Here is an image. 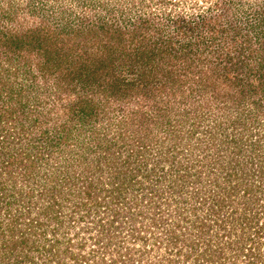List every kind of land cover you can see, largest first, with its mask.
<instances>
[{
  "label": "rangeland",
  "instance_id": "rangeland-1",
  "mask_svg": "<svg viewBox=\"0 0 264 264\" xmlns=\"http://www.w3.org/2000/svg\"><path fill=\"white\" fill-rule=\"evenodd\" d=\"M204 16L207 22L206 29H203L202 34L208 35V28L213 25L210 18L213 17V19H216L213 26H216V30L220 31L221 27L223 35L228 37L223 38V36L208 47L214 49L215 54H221L218 58L214 56L215 61L218 62V59H220L221 67L209 66L205 63V60L204 62L199 59L195 60L196 71H194V66L191 65L187 76H184L187 83L182 82V89L180 88L177 92V98L174 101L171 96L173 105L178 107L174 110L177 111L176 114L169 112V109L173 110V107H168L170 103L157 101L161 95L166 96L162 90V93L150 99L149 102L143 101L145 99L143 94H139L131 100L126 99L123 104L125 112L121 111V116L118 118L125 121L126 117L133 114L138 116L140 115L139 112H143L145 114L144 124L140 126L142 129L134 130L130 124L131 121H125L124 127L128 128L123 129L126 131V135L121 138V141L126 142L127 146L132 148L144 144L149 150L150 156L155 159L163 157L162 165L166 168L170 167L171 162L175 164L177 161L187 158L189 160L188 153L185 151L179 153L186 141V135L185 138L181 137L183 132L190 130L195 133L189 138L191 143L203 140L208 144H218L227 161L233 157L239 162L240 170L232 180V185L235 186V203L229 205L227 209H221L218 214L210 211L214 195L212 192L215 190L214 182L210 180L214 178V173L209 175V180L206 176H203L204 183L200 182L199 185H195V179L192 180L188 190L193 192V190H196L194 186H197L199 191L197 196H200V199L195 195L184 193L182 196L185 195L188 198L182 204L186 212L181 214L180 217L168 211L167 208H165L166 212H163L160 206L159 208L153 206L150 208L154 193L152 192L153 195L149 194L147 191L151 189L148 187L145 190L144 186L151 184L147 179H141L145 184L131 186L117 198L118 202L112 204L115 212L95 205L92 208L79 205L78 208H75L74 194L70 191L71 188L67 187V189L63 188V195L66 197L68 194V199L65 198L62 204H58V202V206H54L61 214L63 222L46 225L47 217L51 213L44 215L43 207L44 204L51 202L48 196L51 194V190L41 191V189L43 187L50 189L55 181L58 184H63L64 180L60 182V179L71 174L72 177L69 179L68 184L70 182L75 183L76 186L73 189L77 194L79 190L84 189V187H81L84 184L81 181L84 180L87 173L85 170L87 162L82 159V155H78V147L73 146L75 151H70V145L67 144L69 140L67 139L64 143V141H58L56 137V130L57 134L61 135L59 132L62 129L60 124L64 123L65 117L68 118V114L64 112V117L63 110L59 108V105L62 104L61 100L57 99L55 93H51L49 98H52L51 101L54 99L57 102L55 106L58 107L53 108L48 116L41 115L42 122L40 126L45 133L41 136L38 133L30 134L33 135L36 141L38 140L37 143L42 144V147L36 149V151H40L42 154L44 144L54 148V151L50 155L51 157H46L47 159L44 158L40 162L41 168L35 176L36 181L30 179L25 183V181L20 180L21 185H18V187L23 188V190L28 189L32 194L25 195L22 198L20 203L22 209L20 211L14 210L17 213L29 209L30 218L39 215L45 222L43 229L47 230L46 236L50 241L42 242L38 246V250L30 251L34 255V261L26 260L24 262V257L22 260L15 258L17 252L12 256L7 255L8 246L2 242V237H0V264H34V262H37L36 264H57L58 258L50 257L52 252H61V256H65L63 264H75V262L77 264H125V262L127 264H202L204 256L206 257L209 253L205 245L210 246L212 250H218V247L226 250L224 255L227 252V258L221 259L218 264H230L229 262L237 259L246 263V259L237 255L238 250H236V256H234L228 252L229 248H225V239L221 236L224 229L222 225L215 224L213 220L208 221L211 226L207 225L209 229L200 233V225L198 224L199 219L209 211L210 215L213 213L212 218H215V216L218 218L219 214L222 215L226 212L227 218H225L223 224L225 221L229 224H227L225 230H228L230 225L233 226V229H229L232 231V236L229 239H234L237 235L236 231H239V227H234L241 224V216L251 217V223L248 227L255 229L262 226L264 229V0H0V35L3 34L7 38L8 35L17 36L20 34L23 45L26 47L29 41L27 35H32L31 30L35 28L39 32H44L48 39L50 38L45 48L41 49L34 46L32 50L26 51L29 52V55L25 57L24 61L19 56L21 64L30 59L34 62L39 60L38 58L42 59V57H45L42 50L45 49H47V54L50 56H55L54 54L57 51L63 52L65 49L63 47L80 48L87 46L89 52H96L93 50L96 47L94 45L95 37L103 27L106 28L110 24L112 25L111 28H106L105 32L107 30L112 31V28L117 27L121 29L123 35L133 33V39L131 41L125 39L123 43L131 44L132 42L135 45L141 35L151 33L152 27L148 26L152 23L157 24L159 28H164V31L163 29L160 30L163 35H167V33H170L169 31L174 28L177 29L180 26L179 24H184L186 28L187 24L191 25L192 21H200ZM87 28L91 29V33L84 31ZM76 31L78 32L77 35L75 34ZM187 31L191 32L190 35L185 31L182 35L177 33L179 38L177 36L175 38L181 42L194 40L190 36H193L197 31ZM23 35L26 37H23ZM117 44L120 45L121 43ZM72 48L69 53L72 52ZM3 49L4 47L0 48V50ZM105 51H110V49ZM24 53L25 50L23 49L22 54ZM37 54L40 56L38 57ZM203 55H206V53H203ZM199 56L200 52L198 58ZM15 64L7 66L6 69L10 71L21 66L20 64L15 66ZM157 64L158 67L169 68L171 61L168 60L167 56H164L158 60ZM183 68H181V63L177 62L167 71V77L171 78V74L177 71L182 72ZM198 68L201 71H197ZM8 74L12 77V84L16 86L15 82L21 78L20 73L15 75H12L11 72L6 73V75ZM148 78H151L154 82L161 80L160 76L153 73ZM176 83H180V81L176 80ZM160 84L165 87L166 82L160 81ZM38 93L33 97L39 95L41 98L46 99L49 90L44 89L38 91ZM64 94H62V99L65 101ZM68 94L70 96V91H68ZM153 101H155L154 104ZM48 102L50 103V101ZM36 109L38 107L34 108L33 112ZM188 110L189 114L187 116H180L181 113ZM167 117L170 120L173 118L172 122L179 121L181 125L177 127L176 124H172L177 130L174 129L175 131L169 133L171 136L174 133L176 134L171 139H168L170 135H166L161 126H157L159 123L167 121ZM175 117L176 119H174ZM111 118L108 121L106 119L101 125L99 123L98 131H105L106 123H109L114 127H112L111 132L108 131L107 135L117 136L116 126ZM78 125L77 123L76 126ZM168 125L170 124H165L166 127ZM146 126H148V129L145 130L143 127ZM83 129L85 131L82 130L79 135L73 134L75 140L70 138V141L75 142L77 139L91 141V145H95L97 139L91 137V130L88 127ZM22 135L23 132L17 138L20 141L26 140ZM113 145L116 148L118 146L116 143H113ZM171 145L172 148L170 149ZM187 148L189 147L185 149ZM122 157L124 158V156ZM195 157H198V155L196 154ZM77 160H80L81 163H77ZM241 165L244 172L241 171ZM94 168L92 170L96 169ZM25 171L24 168L20 169L21 175H24ZM94 173L96 172L94 171ZM99 174L104 175V172ZM78 175L81 176V180H77ZM241 175L247 176L243 178ZM19 178L22 179V177ZM8 184L12 183L9 182ZM58 184L57 190L60 189ZM39 193L42 196H39ZM127 198H131L132 209L121 206L123 199ZM201 198L207 200L203 203ZM76 199L82 202L84 197L79 196ZM135 200H138L137 203L142 205L144 211L137 216L134 214L136 219L132 217L130 219L132 215L129 216L128 211L138 208L135 207ZM25 204H29V206L27 207ZM86 210H89L91 214L88 215ZM111 217H117L115 226H119V234L116 233L115 229L111 231L112 237L118 243L124 241V247H121L120 253L116 250L109 251L103 247V244H97L95 241L98 229L96 230L97 227H94L92 222ZM153 217L157 219L155 224ZM7 221L8 217L5 216V211H3L0 214V222L5 226ZM173 227L177 228L176 233L178 236L172 235L173 231L171 230ZM52 229H55V231H52ZM131 229L135 230L134 232L137 234H146L145 240L132 239ZM55 239H58V242L54 243L53 240ZM261 240L262 238L258 239L257 241L260 243L257 244L252 238H248L244 241L243 246L251 244L252 247H259L260 252L263 254L264 243H261ZM82 242H85L84 248L80 246ZM1 244H4L6 248L2 247ZM44 244H46V247H43ZM68 245H70V248L65 251L64 249ZM114 245L115 243L110 247L113 248ZM73 254H78V256L75 255L74 258H71ZM200 254L202 255L199 258ZM51 258L53 262L50 261ZM237 263L234 261L233 264Z\"/></svg>",
  "mask_w": 264,
  "mask_h": 264
},
{
  "label": "trees",
  "instance_id": "trees-1",
  "mask_svg": "<svg viewBox=\"0 0 264 264\" xmlns=\"http://www.w3.org/2000/svg\"><path fill=\"white\" fill-rule=\"evenodd\" d=\"M210 20L213 21V25L216 23L215 18L213 19L212 17ZM206 22L207 20L204 16L200 21H192L191 25L187 24L186 28L184 24H179L180 26L177 29H170L171 31L167 35H163V32L160 30L163 29L164 31V28H159L157 24L152 23V25L148 26L152 27L151 33L141 35L135 45L132 42L131 44L123 43L125 39L131 41L133 39L132 36H134L133 33L123 35L121 29L117 27L112 28V31L107 30L105 32L106 28H111L110 26L112 25L110 24L106 28L103 27L95 37L94 45L97 48L95 47L93 50L96 52H89L87 46L80 48L63 47V49L65 48L63 52L57 51L54 54L55 56H50L47 54V49H45L42 50L43 55L45 54V57H42V59L38 58L39 60L36 62L30 59L21 64L19 56L24 61L26 59L25 57L29 55V52L26 51L29 49L32 50L34 46L41 49L45 48L50 38L48 39L44 32H39L35 28L31 30L32 35H27L29 41L26 47L23 45L20 34L17 36L8 35L7 38L3 34L0 35V48L4 47L3 50H0V214L5 211V216L8 217L5 226L0 222V237H2V242L8 246V256L15 255L17 252L15 256L17 260H22L24 257V262L26 260L32 262L34 261V255L30 251L38 250L40 243L50 241L46 236L47 230L43 229L45 222H43L39 215L30 218L29 209L28 211L17 213L14 210L20 211L22 209V204L20 205L22 198L25 195L32 194L28 189L23 190V188L18 187V185H21L20 180L25 181V183L30 179L36 181L37 178L35 176H37L38 170L41 168L40 162L44 158L47 159L46 157H51L50 155L54 151V148L47 144H44L42 154L40 151H36V149L42 147V144L40 142L37 143L38 140L36 141L33 135H31L38 133L41 136L45 133L44 129L40 126L42 122L41 115L45 114V116H48L53 108L58 107L55 106L57 102L54 99L53 101L50 100L52 99L49 98L51 93H55L58 97L57 99L61 100L62 104L59 105V108L63 110V114L64 112L68 114V118L64 114L66 119L64 120L65 124H60L62 127L59 131L61 135H58L56 130V137L58 141L61 140L64 143L68 139L69 142L67 144L70 145V151H75L73 146L78 147V155H82V159L87 162L85 165L87 173L84 176V180L82 179L83 181H81L84 183L81 186L84 189L79 190L77 194L73 189L76 186L74 185L75 183L70 182L68 184L69 179L72 177L70 173V175H66L60 179V182L64 180L63 184H58L55 181L50 189L46 187L41 189V191L51 190V194L48 195L51 202L44 204L43 207L44 215L51 213L47 217L46 225L63 222L60 216L61 214L54 206L62 204L65 198L68 199V194L66 197L63 195V188L67 189V187H70V191L74 194L75 208L79 206L92 208L95 205L103 207V209H111V211L115 212L112 204L118 202L117 198L131 186L145 184L141 179H147L151 184H146L144 186L146 188L145 190L148 187L151 190L147 192L149 194L151 193V195L154 193L150 208L152 206L159 208L160 206L163 212L167 208L168 211L180 217L181 214L186 212L182 204L188 199L185 195H182L189 193L192 196H197L199 193L197 186H194L196 190H193V192L188 190L192 180L195 179V185H199L200 182L204 183L203 176L208 178L210 174L214 173V178L210 180L214 182L215 188L212 192L214 195L210 211L218 214L221 209H227L229 205L235 203V186L232 185V180L240 170L239 162L233 157L227 161L225 154L218 147V144H208L203 142V140L191 143L189 138L195 133L190 130L183 132L181 137L185 138L186 135V141L184 142L183 149L179 153H183L184 151L188 153L190 156L189 160L187 158L182 161H177L175 164L171 162L170 167L166 168L162 165L163 157L155 159L150 156L149 150H147L144 144L132 148L127 146L126 142L121 141V138L126 135V131L123 129L128 128L124 127L125 121L130 120V124L134 130L142 129L140 126L144 124L143 119L145 114L143 112H139L140 115L138 116L133 114L126 117L125 121L124 119L118 118L121 116V111L125 112L123 104L126 102V99L129 98L131 100L137 95L143 94L145 97L143 101L149 102L150 99L157 97L163 91L166 96L161 95L157 101H163L167 104L170 103L168 107H173V110L169 109V112L176 114L177 111L174 110L178 107L173 105L171 96L174 101L177 98V92L180 88L182 89V82L187 83L184 76H187L191 65L194 66V71H196L195 60L199 59L203 60V62L205 60V63L209 66L221 67L220 59H218V62L214 60V56L218 58L221 54H215L214 52L216 51L208 47L224 36L223 31L221 27L220 31L216 30L217 27L212 25L208 28V35L202 34L203 29H206ZM187 30L197 31L193 36H190L194 40L181 42L175 38V36L179 38V34L177 33L182 35L185 31L190 35L191 32ZM84 31L91 33L90 28ZM75 34L77 35L78 32L76 31ZM23 37L26 36L23 35ZM223 38L228 37L225 35ZM117 43L121 44L118 45ZM71 48L72 52L69 53ZM23 49L25 50L24 54H22ZM106 49H110V51L106 52ZM199 52L200 56L198 58ZM203 53H206V55L202 56ZM37 56L39 57L40 55L37 54ZM164 56H167L168 60L171 61L169 68L157 66L158 60ZM194 57L197 58L194 59ZM153 59H155V62L152 61ZM175 60L176 62H174ZM177 62L181 63V68L184 67L182 72L177 71L171 74V78L169 76L167 77V71ZM14 63H16L15 66L17 64L21 66L17 68L13 67L14 69L10 71L6 69L7 66ZM198 70L201 71L199 68ZM10 72L12 75L20 73L21 78L15 82L16 86L12 84V77L9 74L6 75V73ZM151 73L160 76V81L166 82L165 87L160 84V81L154 82L151 78H148V76H151ZM176 80H179L180 83H176ZM44 89L49 90L46 99H43L44 97L41 98L39 95L35 98L33 97V95L39 94L38 91ZM68 91H70V96ZM63 93H65V101L62 99ZM72 94L73 96H71ZM36 107L38 109L33 112V109ZM188 114L189 110L181 113L180 116H187ZM110 118L115 123L117 136L107 135L108 131L111 132L112 127H114L109 123H106L107 127H105V131H98V124L100 123L101 125L106 119L108 121ZM171 120L167 117V121L157 125L158 127H162L161 129L166 135L177 130L173 125L176 124L177 127L181 126L179 121L172 122ZM77 123L79 124L78 126H76ZM166 123L170 125L166 127ZM87 127L91 130V137L97 139L95 145H91V141L78 139L75 142L70 141V138L75 140L73 134L77 136L79 132L84 130L83 128L87 129ZM143 128L146 130L148 126ZM21 132H23L22 136L26 140L20 141L17 138ZM175 135V133L172 136L170 135L168 139H171ZM113 143L118 145L117 148L114 147ZM184 146L189 148L185 149L186 147ZM161 147L163 148L162 145ZM171 148L172 145L170 146ZM196 154L198 157H195ZM77 163L80 164V160H77ZM93 167L98 169V171L95 168V170H92ZM23 168L26 171L24 175H21L20 169ZM243 170L241 165V171ZM101 172H104V175L99 174ZM194 175L195 177H193ZM245 176L247 175H241L243 178ZM19 177H22V179ZM80 177L78 175L77 180H81ZM9 182L12 184H8ZM57 184L60 188L58 190L56 189ZM9 186L11 187L9 188ZM39 196L42 195L39 193ZM79 196L84 197L82 202L76 199ZM197 197L200 199V196ZM201 200L204 203L207 199L201 198ZM137 202L138 200H135V207L138 208L128 211L129 216L130 214L132 215L130 219L131 217L136 219L135 216L144 211L142 205ZM122 203L121 206L123 208H133L131 198L123 199ZM25 206L28 207L29 204H25ZM210 211L199 219L200 222L198 225H200V233L201 231L206 232L211 226L210 223L208 224V221L213 220L215 224L224 227V229L222 228L223 232L221 236L225 239V248H229L228 252L231 253L230 255L236 256V250H238L237 255L246 259V263L240 262L238 259H233L235 262H238L237 264H264V253L262 254L260 252L259 247H252L251 244L243 246L244 241L248 238H252L257 244L260 243L257 240L262 238L261 243H264V229L262 226L256 227L255 229L250 228L248 226L251 223V217L241 216V224L234 227H239V231H236L237 235L234 239H229L232 236V231L230 230L233 229V226L230 225V230H225L227 224H229L226 221L223 224L225 218H227L226 212L222 215L219 214L218 218L216 216L212 218L211 215L213 213L210 215ZM86 213L88 215L91 214L89 210H86ZM184 216L186 217V214ZM152 219L155 224L157 219L155 217ZM116 221L117 217H111L94 223L92 222V224L94 227H97L96 230L98 229L95 235L97 236L96 243L103 244V247L109 251L113 252V250H116V252L120 253L121 247H124V241L118 243L112 237L113 234H111V231L115 229L116 233L119 234V226H115ZM176 229V227H173L171 230L173 231L172 235L178 236ZM53 230L55 231V229ZM134 231L131 229L130 235L132 239L145 240L146 234H137ZM53 242H58V239L53 240ZM114 243V247L111 248L110 246ZM1 245L6 248L4 244ZM45 245L43 247H46ZM49 246L51 245L49 244ZM80 246L84 248L85 242L80 243ZM68 248H70V245L64 250L68 251ZM205 248L209 253L206 257L204 256L202 264H218V261L220 262L221 259H226L228 256L227 252V256L224 255L226 251L224 248L218 247V250H212L207 245H205ZM60 253H50V257L58 258L57 264H63L64 262L63 259L65 256H61ZM75 255L78 256V254H73L71 258H74ZM201 255H199V258ZM52 258L50 261H52ZM228 258L230 259V257ZM234 261L229 263L233 264ZM36 263L34 262V264ZM75 264L77 263L75 262Z\"/></svg>",
  "mask_w": 264,
  "mask_h": 264
}]
</instances>
